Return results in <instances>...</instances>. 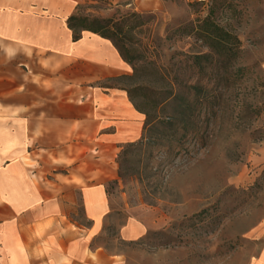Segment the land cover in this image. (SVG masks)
Wrapping results in <instances>:
<instances>
[{
  "label": "rangeland",
  "instance_id": "374dc122",
  "mask_svg": "<svg viewBox=\"0 0 264 264\" xmlns=\"http://www.w3.org/2000/svg\"><path fill=\"white\" fill-rule=\"evenodd\" d=\"M167 1L155 12L137 10L133 0H85L78 7L123 28L134 77L109 86L131 91L141 111L155 113L166 96L163 76L183 83V97L200 82L211 101L195 109L197 135L170 149L168 142L126 148L119 185L108 187L113 212L98 242L125 264H264V0ZM212 25L231 34L222 56L230 60H204V71L194 69L193 57L210 51L199 33ZM174 112L166 107L161 114ZM137 204L155 214L142 235L123 236L127 206Z\"/></svg>",
  "mask_w": 264,
  "mask_h": 264
},
{
  "label": "crops",
  "instance_id": "0c3cea01",
  "mask_svg": "<svg viewBox=\"0 0 264 264\" xmlns=\"http://www.w3.org/2000/svg\"><path fill=\"white\" fill-rule=\"evenodd\" d=\"M83 2L0 0V264H125L98 240L119 155L141 139L144 116L109 86L132 74L112 43L91 32L73 41L67 21ZM127 212L123 236L142 235L155 214Z\"/></svg>",
  "mask_w": 264,
  "mask_h": 264
},
{
  "label": "trees",
  "instance_id": "16d2710c",
  "mask_svg": "<svg viewBox=\"0 0 264 264\" xmlns=\"http://www.w3.org/2000/svg\"><path fill=\"white\" fill-rule=\"evenodd\" d=\"M102 1V0H94ZM68 27L72 31V39L74 42L79 41L82 38L83 32H91L104 39L109 40L115 49L119 52L122 59L128 64H132L133 59L128 57V50L122 43V37L124 35L123 28L113 18H99L93 16L82 15L80 10L72 15L68 21ZM213 24V23H212ZM201 33V34H200ZM199 33L200 37H204L209 53L198 54L193 57V68L204 71L202 61H206L207 64L218 63L219 59L230 60L224 53L229 54V42L232 38L231 34L223 29H220L217 25H212L210 29L203 30ZM228 40H227V39ZM216 57V58H215ZM136 70V69H135ZM134 76H126L121 79H133ZM161 81L166 82L169 91L166 96L158 103L156 102L155 113L141 111L134 101L132 92L128 91L130 101L133 103L137 111L146 116V122L144 126V136L137 142L129 143L125 145L119 155V178H122L120 159L124 153H126L128 147H161L169 143V149L172 148L173 143H179L182 138L187 137L189 134L197 135L198 124L195 121V109L202 105H209L211 103L209 94L207 95V88L197 82L195 84L188 85L190 92L194 95H185L183 97L180 87L183 83H175L162 77ZM166 107H173L174 113L171 115L163 116L161 113ZM160 108V111L158 109ZM157 111V113H156ZM181 136L180 139L178 136ZM118 186L119 181L111 183ZM110 184V185H111ZM107 192L110 193L108 189Z\"/></svg>",
  "mask_w": 264,
  "mask_h": 264
}]
</instances>
